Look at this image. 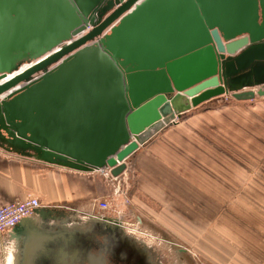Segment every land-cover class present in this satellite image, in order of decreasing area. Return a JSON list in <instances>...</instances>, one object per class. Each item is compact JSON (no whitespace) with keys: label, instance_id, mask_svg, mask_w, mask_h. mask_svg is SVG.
Masks as SVG:
<instances>
[{"label":"crops","instance_id":"obj_1","mask_svg":"<svg viewBox=\"0 0 264 264\" xmlns=\"http://www.w3.org/2000/svg\"><path fill=\"white\" fill-rule=\"evenodd\" d=\"M27 1L32 11L18 14L21 24L13 19L18 26L15 29L8 22L13 17L0 16V35L17 29V35L30 40L28 47L33 53H45L55 37L71 29L76 14L66 0ZM72 1L85 12L96 0ZM198 2L193 0L196 6ZM212 2L219 15L240 4L236 13L244 21L250 18L252 0ZM179 4L178 0H152L144 7L133 28L139 25L149 31L147 42H140L146 50L162 52V43L152 38L158 39L167 27H175L181 40L174 46L167 45L169 50L163 53L196 50L193 44L196 39L198 42V33L196 37L189 9ZM256 25H262L260 8ZM39 58L30 60L29 65ZM99 60L81 58L63 71L60 86L35 98L40 107L38 126L46 129L38 134L45 135L48 144L71 146L82 155L90 153L88 148L102 149L89 154L98 157L110 151L114 143H118L116 148L127 141H120L123 129L119 131L113 124L117 117L115 103L121 102L116 99L117 88L107 82L113 66L105 64L108 73L98 74L96 83L101 81V85L87 82L88 70L95 69ZM200 60L197 57L193 65L199 66ZM251 90L257 91H243ZM228 99L220 98L224 104L221 107L211 106L209 101L168 126L157 124L148 130L142 145L126 162V167L135 169L131 204L138 214L139 227L144 223L160 231L193 264H264V96L226 104ZM25 149L0 141V205L32 196L39 200L41 209L54 216L48 224L38 213L21 221L6 237L14 255L21 251L20 243L40 237L44 230L63 225L65 220L84 227V231L93 221H104L81 220L78 214L64 209L70 205L78 211L108 197V188L94 171L71 168L52 159L40 160Z\"/></svg>","mask_w":264,"mask_h":264},{"label":"water","instance_id":"obj_2","mask_svg":"<svg viewBox=\"0 0 264 264\" xmlns=\"http://www.w3.org/2000/svg\"><path fill=\"white\" fill-rule=\"evenodd\" d=\"M66 1L80 22L71 31L69 42L42 56L10 80L7 79L13 74H7L6 67H0V98L3 99L0 102V140L9 145L31 149L41 157L75 169L95 171L107 166L111 168V175L118 177L125 170L124 161L142 145L145 134L157 124L168 126L180 115L220 96L230 95L237 101L264 96V0H252L247 21L236 13L240 4L219 15L214 11L212 0H199L198 6L193 0H178L179 5L189 9L196 37L198 33V42L196 39L193 44L196 50L187 53H163L169 50L167 45L174 46L181 40L175 27L161 30L158 39L152 38L162 43V52H151L140 44L142 40L147 42L149 31L139 25L134 29L133 24L152 0H96L85 12L72 0ZM258 8L261 9V27L256 25ZM87 56L113 66L111 75L118 81L116 95H120L124 110L125 130L120 124L123 131L119 139H132L116 153L113 149L117 150L122 143L117 148L114 146L118 143H114L105 156L97 157L98 162L82 161L80 152L71 146L61 149V146L48 144L45 135L38 134L46 129L38 126L40 107L35 98L60 86L63 71ZM197 57L201 59L199 66L193 65ZM80 80L84 82L83 78ZM87 82L95 85L94 81ZM77 84L80 86L81 82ZM246 88L257 91H243ZM1 131L9 139H5ZM108 153L114 156L106 158ZM37 213L41 219L50 214L44 209ZM93 223L120 231L119 225L111 221Z\"/></svg>","mask_w":264,"mask_h":264},{"label":"rangeland","instance_id":"obj_3","mask_svg":"<svg viewBox=\"0 0 264 264\" xmlns=\"http://www.w3.org/2000/svg\"><path fill=\"white\" fill-rule=\"evenodd\" d=\"M13 1H15V0H2V2H0V16L2 15L5 17L6 16L9 17V15H10L13 18H8V22L10 24L11 23L14 24L13 23V19H14L15 22L17 21L16 24H19V18H17L18 14L21 15L25 11L29 12L32 10L28 5L27 0H16V1H18V4L9 3V2H13ZM33 11H35V10H33ZM63 11H66V9H64ZM72 19H73V16L71 17V20ZM2 22H3V20L0 19V27H2L1 26ZM71 22H72L71 29H69L68 32H67V30H65L64 31L65 33L62 36L55 37L54 39L56 42L54 41V43L51 44V47H49V46L47 48L45 47V49H46L45 53L44 52L33 53L32 48L28 47V41H30V40L27 39L26 36L17 35L16 33L20 32L17 29L14 32H12L10 30L8 35H0V67H4V68L6 67V72H8L7 74L15 75V74L21 72L24 68H26L27 65L30 64V62H31L30 60H34L37 57L39 58V56H44L45 54L50 53V52L54 51L55 49L59 48L60 46L66 44L71 39V34H70L71 31L74 30L76 27H78V25H80L79 19H73ZM16 24H14V26H13L14 29L16 27H18V26H16ZM3 27H7V26L5 25ZM3 31L5 32L6 29L3 28ZM51 40H53V38H51ZM23 42H27V44L23 43ZM11 77L12 76H10L9 78H11ZM224 96L231 98L230 95H224ZM224 96H220V97H217V98L211 100L210 105L214 106V107H221L224 104L222 103V100H220V98H222ZM217 99H219V100H217ZM2 100L3 99L0 98V102ZM212 101H214V102H212ZM232 102L235 103L236 101L233 100V98H231V99L227 100L226 104H230ZM200 106H198L197 108H199ZM175 121L176 120H174L173 122H175ZM120 130H122L121 127H119V131ZM1 133L3 134V136H5L4 131H1ZM5 139H9V138L6 137ZM129 140H131V138L130 139L128 138L127 141L129 142ZM125 143L121 144L119 146V148L116 147L117 150L113 149L114 152L116 153L118 151V149H122L127 144V143L126 144ZM61 149H63V148L61 147ZM96 150H97V152H99L102 149H96ZM96 150H94L93 148H88V151L90 153L95 152ZM25 151L28 152L29 154L36 155L38 157V159L44 158V157H41L39 154H37L35 151H33L31 149H25ZM89 154L82 155L80 153L78 155L80 157L84 158V159H82V161L86 162V160L87 161L92 160L94 162H98L99 159H97L96 155L91 156ZM105 154L106 153H104V154L101 153L98 155V157L102 158L103 156H105ZM111 154L108 153V156L106 158L114 156L113 154L112 155ZM47 159H49V158H47ZM127 159L124 161L125 170L120 175L123 178V180L121 181L122 187L120 188V193H122V191H126V199L130 203V204H128L127 207L122 205V206H124V208L122 209L123 216H122L121 221L123 222V224L125 223L124 231L126 232V235H129L130 239L134 238L136 241H138V243L140 245H142V247H144L148 252H150V254L156 259L157 264H193L191 261V258L185 254H181V252L179 251V248L175 244L171 243V241H169L168 237H165L164 234L159 233L160 231H157V230L153 231V229L150 226H147L144 223H142L141 229L138 230L139 226L137 225L136 222L139 220V218L137 219L138 214L136 213V210L133 209V205L131 204V198H130V194L132 193V189L134 186L135 169L133 166L127 165V167H126ZM105 168H108V167L103 166L101 168H98L97 170L105 169ZM108 169L111 170V168H108ZM126 169H127V171L129 169V171L127 173H126ZM95 176L99 177L101 179V181L103 182V184H105L106 187L108 188V190H109L108 197L104 198V199H108L113 194L112 189L108 186L107 182L105 181V179L102 178V176H100V174L96 173ZM115 199L117 200L118 203L123 202V200H118L117 198H115ZM68 207L74 208V207H71L70 205ZM117 216L118 215L115 212L110 214V218H115ZM134 231H136V232H134ZM5 251H6V254L3 253L2 250L0 251V264H9V258H10L11 250L9 251V249H7Z\"/></svg>","mask_w":264,"mask_h":264},{"label":"flooded vegetation","instance_id":"obj_4","mask_svg":"<svg viewBox=\"0 0 264 264\" xmlns=\"http://www.w3.org/2000/svg\"><path fill=\"white\" fill-rule=\"evenodd\" d=\"M53 216L54 213L44 217L43 223L48 224ZM62 223L47 228L38 238L20 243L21 251L14 255V264H157L150 252L126 235L123 227L118 231L92 223L84 231L75 223Z\"/></svg>","mask_w":264,"mask_h":264},{"label":"built area","instance_id":"obj_5","mask_svg":"<svg viewBox=\"0 0 264 264\" xmlns=\"http://www.w3.org/2000/svg\"><path fill=\"white\" fill-rule=\"evenodd\" d=\"M94 172L100 174V176L105 179L108 186L112 189L113 194L109 197L110 199L95 200L81 209L82 211H77L74 208L68 207H65L64 209L68 212L78 214L80 217L79 219L81 220H111L116 221L115 224L125 228V223L123 224V222L120 221L123 216L122 209L124 206L127 207L130 203L126 199V191H122V193H120V188L122 187L121 181L123 178L120 175L118 177H113L111 175V170L108 168L95 170ZM115 198L123 200V202L118 203ZM40 209L41 204L39 200L32 196H28L20 201H13L0 205V251L2 250L3 253L6 254L5 250H11V244L7 241L6 237L15 230L21 221L36 216L37 211ZM113 212L118 215L114 218L115 220L110 218V214ZM71 218L75 217H72L71 214ZM139 229H141V227H139L138 230Z\"/></svg>","mask_w":264,"mask_h":264},{"label":"bare ground","instance_id":"obj_6","mask_svg":"<svg viewBox=\"0 0 264 264\" xmlns=\"http://www.w3.org/2000/svg\"><path fill=\"white\" fill-rule=\"evenodd\" d=\"M9 3H12V4H18V1H13V2H9ZM17 26V25H16ZM9 31V30H8ZM55 50H57V49H55ZM54 50V51H55ZM29 66H27L26 68H24L21 72H23L25 69H27ZM53 69V68H52ZM105 70L107 71V69L105 68V63H103V62H100L96 67H95V69L93 68V70H88V72H87V80L90 82L91 80H93L94 82H95V85H97V84H99V85H101L102 83L100 82V83H96L97 82V76H98V74H101V73H105ZM21 72H19V73H21ZM18 73V74H19ZM107 73H108V71H107ZM112 73L111 72H109L108 73V80H107V82L110 84V85H112V86H115L116 88H118V86L117 85H119L118 84V81L116 82V80H115V77L113 76V75H111ZM17 74H15V75H13L12 77H15ZM12 77L11 78H9V79H7V80H10V79H12ZM92 78V79H91ZM91 83V82H90ZM116 99L117 100H119V101H121V98H120V95H118L117 97H116ZM115 109H116V113H117V117H116V119L114 120V122H113V124L115 123L116 124V126H120V124L123 126L122 128L124 129V125H123V122H122V118H123V113H124V110L122 109V104H121V102L120 103H115ZM125 130V129H124ZM108 221H111V220H108ZM107 222V221H106ZM117 225V224H116ZM120 227V226H119ZM142 241V240H141ZM13 249H11V252H10V258H9V264H14V261H15V256H14V253H13V251H12ZM18 253H19V251H18Z\"/></svg>","mask_w":264,"mask_h":264}]
</instances>
